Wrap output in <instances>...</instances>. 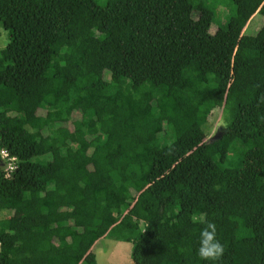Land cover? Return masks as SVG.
Here are the masks:
<instances>
[{"label":"trees","instance_id":"trees-1","mask_svg":"<svg viewBox=\"0 0 264 264\" xmlns=\"http://www.w3.org/2000/svg\"><path fill=\"white\" fill-rule=\"evenodd\" d=\"M259 14L264 0H0V147L16 158L0 264H97L82 246L101 237L131 242L126 264H212L202 221L216 264H264V25L243 32ZM214 106L228 123L210 141Z\"/></svg>","mask_w":264,"mask_h":264},{"label":"rangeland","instance_id":"rangeland-1","mask_svg":"<svg viewBox=\"0 0 264 264\" xmlns=\"http://www.w3.org/2000/svg\"><path fill=\"white\" fill-rule=\"evenodd\" d=\"M201 1L204 0H192L194 4L197 3L198 5ZM194 16L195 17L197 16V7L196 10L194 11ZM220 20H222V18ZM263 25H264V16L260 14L256 15L254 18L248 21L243 32L246 34H256ZM214 28L215 26H213L212 29ZM77 31L81 32L82 30L78 28ZM7 43H8L7 32L2 27H0V49L3 48ZM104 77L106 80H116L118 78L116 74H110V73H105ZM59 94L66 95L65 86L61 88ZM41 111H42L41 109H37L36 113ZM9 113H11V111ZM21 113L22 111H20V114ZM74 118L75 115L73 113H68V122H67L68 127H72V121L74 120ZM207 119L210 123V131L207 135L208 139H211L216 135H220L225 130L226 125L228 123V116L223 112L221 106H214L210 114L208 115ZM162 127H163V123L161 121H158L155 124V128L157 131H160ZM32 130L34 129L30 128V131ZM243 149H244V145L242 141L240 139H236L233 142L232 147L228 153L226 164L232 166L239 165L240 154L242 153ZM251 150L253 152L264 151V142H262L256 147H253ZM1 167H3V164L0 162V168ZM11 213L12 212L6 209H1L0 219L5 218ZM82 247L85 253L90 250L94 252L97 264H126L131 262V256H130L131 242L113 240L108 237H101L96 241L95 244L90 246L85 244Z\"/></svg>","mask_w":264,"mask_h":264},{"label":"clouds","instance_id":"clouds-1","mask_svg":"<svg viewBox=\"0 0 264 264\" xmlns=\"http://www.w3.org/2000/svg\"><path fill=\"white\" fill-rule=\"evenodd\" d=\"M264 101V97H261ZM264 119V117H262ZM204 226L200 231L199 248L197 255L203 261L212 262L216 264L219 262L225 253L224 245L220 242L218 237L217 225L214 221H202Z\"/></svg>","mask_w":264,"mask_h":264},{"label":"built area","instance_id":"built-area-1","mask_svg":"<svg viewBox=\"0 0 264 264\" xmlns=\"http://www.w3.org/2000/svg\"><path fill=\"white\" fill-rule=\"evenodd\" d=\"M0 162L3 164L1 169L4 171V177H10L16 168V158L10 155L6 147H0Z\"/></svg>","mask_w":264,"mask_h":264},{"label":"water","instance_id":"water-1","mask_svg":"<svg viewBox=\"0 0 264 264\" xmlns=\"http://www.w3.org/2000/svg\"><path fill=\"white\" fill-rule=\"evenodd\" d=\"M218 136H220V135H216V136L212 137V138L209 139V140H210V141L215 140Z\"/></svg>","mask_w":264,"mask_h":264}]
</instances>
